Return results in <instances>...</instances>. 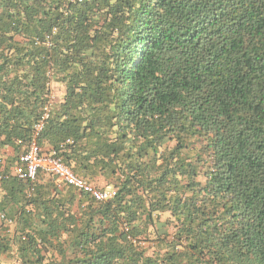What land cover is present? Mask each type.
<instances>
[{
	"label": "trees",
	"instance_id": "obj_1",
	"mask_svg": "<svg viewBox=\"0 0 264 264\" xmlns=\"http://www.w3.org/2000/svg\"><path fill=\"white\" fill-rule=\"evenodd\" d=\"M0 264H264V0H0Z\"/></svg>",
	"mask_w": 264,
	"mask_h": 264
},
{
	"label": "built area",
	"instance_id": "obj_2",
	"mask_svg": "<svg viewBox=\"0 0 264 264\" xmlns=\"http://www.w3.org/2000/svg\"><path fill=\"white\" fill-rule=\"evenodd\" d=\"M44 110L43 116L34 126V132L26 144V149L12 163V173L19 179L34 180L37 172L43 171L52 175L58 185L66 184L72 186L95 201H104L114 196L115 189H100L94 183L75 174L70 167L63 163L59 156L41 153L36 137L48 116V107H44Z\"/></svg>",
	"mask_w": 264,
	"mask_h": 264
},
{
	"label": "crops",
	"instance_id": "obj_3",
	"mask_svg": "<svg viewBox=\"0 0 264 264\" xmlns=\"http://www.w3.org/2000/svg\"><path fill=\"white\" fill-rule=\"evenodd\" d=\"M10 149H7V152H9ZM94 184L97 185L99 187V185L102 187V186H105L101 181L99 182V178H97L96 180H94ZM108 187H112V186H105L104 187V190H109L107 189ZM112 189V188H111Z\"/></svg>",
	"mask_w": 264,
	"mask_h": 264
},
{
	"label": "rangeland",
	"instance_id": "obj_4",
	"mask_svg": "<svg viewBox=\"0 0 264 264\" xmlns=\"http://www.w3.org/2000/svg\"><path fill=\"white\" fill-rule=\"evenodd\" d=\"M112 187H108L107 189H111Z\"/></svg>",
	"mask_w": 264,
	"mask_h": 264
}]
</instances>
